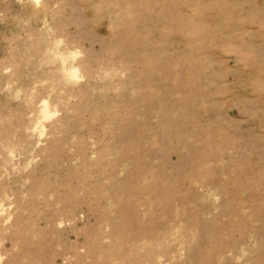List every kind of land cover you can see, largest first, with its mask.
<instances>
[{
  "label": "rangeland",
  "instance_id": "374dc122",
  "mask_svg": "<svg viewBox=\"0 0 264 264\" xmlns=\"http://www.w3.org/2000/svg\"><path fill=\"white\" fill-rule=\"evenodd\" d=\"M0 264H264V0H0Z\"/></svg>",
  "mask_w": 264,
  "mask_h": 264
}]
</instances>
